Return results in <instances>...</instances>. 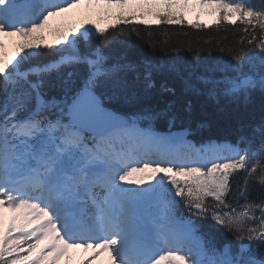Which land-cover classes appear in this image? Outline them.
I'll use <instances>...</instances> for the list:
<instances>
[{"label": "snow or ice", "instance_id": "obj_1", "mask_svg": "<svg viewBox=\"0 0 264 264\" xmlns=\"http://www.w3.org/2000/svg\"><path fill=\"white\" fill-rule=\"evenodd\" d=\"M77 9L100 21L49 43L50 21ZM190 12L239 23L230 61H201L199 50L195 64L141 60L114 47L139 25L211 28ZM156 89L173 102L127 117L103 107ZM255 92L264 0H0V264H73L81 249L79 264H264V126L235 145L173 131L193 97L239 103ZM220 229L231 242L219 244Z\"/></svg>", "mask_w": 264, "mask_h": 264}, {"label": "trees", "instance_id": "obj_2", "mask_svg": "<svg viewBox=\"0 0 264 264\" xmlns=\"http://www.w3.org/2000/svg\"><path fill=\"white\" fill-rule=\"evenodd\" d=\"M89 20V18L66 13L65 17L60 19L54 20L53 18L45 29L54 40L53 33L56 30H67L79 23L87 25ZM99 21L100 17L97 15L93 22ZM197 22L199 21L193 23ZM210 25L211 28L202 29L190 27L187 21L182 28L166 24L159 26L139 25L138 33L136 30L131 31L128 36L123 38V43L114 44V47L117 49L127 48L131 55L141 60L166 61L177 59L185 63L195 64L197 61L194 57L196 50H199L201 61H230L232 52L229 49L235 51L241 47L239 44L241 39L239 23L236 26H227L226 22ZM102 99L106 106L126 116L146 107L160 109L174 100L173 97L162 94L158 89L144 96L136 104H127L121 100L107 97ZM141 123L145 126L144 122ZM261 126H264V94L255 92L247 102L239 103L231 102L222 97L218 99H210L206 95L193 97L191 112L184 120L178 122L173 130L188 128L190 136L197 142L217 139L237 144L241 136H251L253 129ZM153 128L168 131L167 124L163 120H156L153 123ZM258 140L259 136H257ZM179 214L188 215L183 206H181ZM216 235L219 244L232 241L231 235L223 229H220Z\"/></svg>", "mask_w": 264, "mask_h": 264}, {"label": "rangeland", "instance_id": "obj_3", "mask_svg": "<svg viewBox=\"0 0 264 264\" xmlns=\"http://www.w3.org/2000/svg\"><path fill=\"white\" fill-rule=\"evenodd\" d=\"M73 11L75 13H79V12L83 13V11L79 10V9L73 10ZM85 16L91 17L92 15H86L85 14ZM95 16L96 15H94V18H95ZM188 20H190V21L201 20V21H203V22H205L207 24H211V23L215 22L214 18L211 17V16H208V15H200V16H198L196 13H192V12H190L188 14ZM46 37L48 38V42L52 41V38H51L50 35L47 34ZM4 39H7V40H5V43L9 45L7 51L10 54L12 49H13L12 41H10L9 38H7V37H5ZM117 144H119V142H117ZM137 178H140V177H134V179H137ZM152 182L154 183V181H152ZM146 183H147V181H146ZM11 216H12V213L7 212V211L4 212V221H5V225L4 226H5V228H7V224H8V221L10 220ZM72 255H73V264H79V261L81 259H85V255L83 254V252L81 250H74ZM61 264H64V262L62 261ZM97 264H99V263L97 262Z\"/></svg>", "mask_w": 264, "mask_h": 264}, {"label": "bare ground", "instance_id": "obj_4", "mask_svg": "<svg viewBox=\"0 0 264 264\" xmlns=\"http://www.w3.org/2000/svg\"><path fill=\"white\" fill-rule=\"evenodd\" d=\"M4 40H6V39H4ZM81 251L83 252V250L81 249ZM83 254L85 255V257L87 256V254H85L84 252H83ZM102 260H106V257H102L101 258ZM99 264H100V262H98Z\"/></svg>", "mask_w": 264, "mask_h": 264}, {"label": "water", "instance_id": "obj_5", "mask_svg": "<svg viewBox=\"0 0 264 264\" xmlns=\"http://www.w3.org/2000/svg\"><path fill=\"white\" fill-rule=\"evenodd\" d=\"M105 108V107H104ZM107 109V108H106ZM110 110V109H109ZM112 111V110H111ZM117 114V113H116ZM117 115H119V114H117ZM121 116V115H120Z\"/></svg>", "mask_w": 264, "mask_h": 264}]
</instances>
